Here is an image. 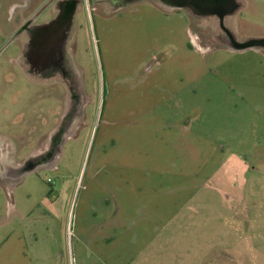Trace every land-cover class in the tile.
I'll return each instance as SVG.
<instances>
[{
    "label": "rangeland",
    "instance_id": "obj_1",
    "mask_svg": "<svg viewBox=\"0 0 264 264\" xmlns=\"http://www.w3.org/2000/svg\"><path fill=\"white\" fill-rule=\"evenodd\" d=\"M61 1L0 0V173L56 147L0 184V264H264V165L249 160L264 48L237 47L264 40V0H234L221 21L141 0L109 22L89 0L66 22L65 75L46 78L30 73L26 25ZM156 6L180 16L178 47ZM167 76L173 98L153 83Z\"/></svg>",
    "mask_w": 264,
    "mask_h": 264
},
{
    "label": "flooded vegetation",
    "instance_id": "obj_2",
    "mask_svg": "<svg viewBox=\"0 0 264 264\" xmlns=\"http://www.w3.org/2000/svg\"><path fill=\"white\" fill-rule=\"evenodd\" d=\"M103 2L108 5V13H112L115 11L116 6L114 0H104ZM81 5H83L86 9V5L90 6L89 0H62L53 7V16L48 20L47 23H43L40 25H26V35L29 36L30 41L29 49H25L24 56L27 58V60L29 59V62L31 64L30 73H37L38 70H40V72L47 71L48 75L50 76L46 78L52 77L54 75V71L55 73L60 72L61 76H63V74L65 75V71L63 70L61 63L59 62L60 60L64 61V59L59 58V56L64 55L65 47L67 45H65V40L66 38H69L71 20L69 23L66 22L68 20V14L70 13V10L73 9V15V13H75V11ZM71 19L73 21L72 16ZM25 24L26 22H24L21 27H25ZM229 37L230 38H228L227 36L224 37V39L227 40V44L235 42L232 39V35H230ZM219 38L220 37H217L216 39L220 40L221 38ZM51 44H53V46ZM260 46L261 48H264V40ZM38 67H41V69H38ZM46 157L47 156L41 155L39 159L37 158L35 160H30L29 164L25 165L23 168L21 166L16 168H7L8 166H5V168L7 169L4 175L20 176L28 168H30L31 170H33L32 168L36 169L39 166L38 164L43 162Z\"/></svg>",
    "mask_w": 264,
    "mask_h": 264
},
{
    "label": "crops",
    "instance_id": "obj_3",
    "mask_svg": "<svg viewBox=\"0 0 264 264\" xmlns=\"http://www.w3.org/2000/svg\"><path fill=\"white\" fill-rule=\"evenodd\" d=\"M122 1H120V0H114V3H115V6H116V8H115V11L114 12H112V13H108V15H106L105 17H108V16H111V17H109V19H104L103 21L104 22H109L111 19H113V17H116L117 16V14H120L121 13V11H122V9L123 8H126L127 6H129V5H131V4H129L128 5V2L126 3V4H124V3H121ZM157 7V6H156ZM158 8V7H157ZM127 9H128V7H127ZM159 9V8H158ZM159 10H161V12L162 11H167V12H162V14L161 15H163L162 17L163 18H165L166 19V21H168V23H169V25H168V27H167V30H166V28L163 26V27H159V26H157V27H155V31H157V29H160V30H162L163 32H166L165 33V35L167 34V38L173 43V45H175V46H177L178 45V43L177 42H174V36H175V29H174V26L171 24V20L173 19L174 20V17H176V18H179L180 16L179 15H177V14H174L173 15V13L171 12V11H168V10H162V9H159ZM158 10V11H159ZM153 11H156L157 12V10H154L153 9ZM155 12V13H156ZM161 12H159V13H161ZM151 13V12H150ZM158 13V12H157ZM102 16H104V15H102ZM104 17V18H105ZM111 18V19H110ZM103 19V18H102ZM178 28H176V30H177ZM178 47V46H177ZM146 82H148V81H146ZM149 83H151V82H149ZM153 83H155L156 84V87L159 89V91H161L162 93V95L163 96H166L165 98H173V97H175V96H177L179 93H180V86H179V83H177L175 80H174V78L173 77H171V76H167V77H162L160 80L158 79V80H156V81H154ZM262 109H264V104L263 105H261L260 106ZM164 129H169L168 128V126H166V128H163V130ZM170 131V130H169ZM165 132V131H164ZM196 148V147H195ZM195 152V151H194ZM227 156H228V154L226 155V158H227ZM250 156V158H249V160H250V164H252V170H255L256 168H257V166H262V165H264V142H262L261 140H258L257 142H256V144L255 145H253V150H252V154L251 155H249ZM193 157V156H192ZM226 158H225V162H226ZM242 158L244 159V161L247 159V157L245 156V155H242ZM228 163L230 164V167L231 168H235L236 166V164L237 163H241V162H239V161H237V160H235L234 159V155H233V153H231L230 155H229V158H228ZM239 166H237V168H238ZM217 172V170L212 174V175H214L215 173ZM5 173H0V184L1 185H3L4 186V183H3V181L5 182V178H9V179H13V181H7L6 182V187L9 189V190H11V188L12 187H14V185H16L18 182H20V178L22 177V176H24L25 174H23V175H20V178H19V176H18V178H19V180L18 181H14V180H16L17 178H15V177H17V176H6L5 177V175H4ZM28 174H30V173H28ZM27 175V174H26ZM3 180V181H2ZM9 183V184H8ZM11 183V184H10ZM9 186V187H8Z\"/></svg>",
    "mask_w": 264,
    "mask_h": 264
},
{
    "label": "water",
    "instance_id": "obj_4",
    "mask_svg": "<svg viewBox=\"0 0 264 264\" xmlns=\"http://www.w3.org/2000/svg\"><path fill=\"white\" fill-rule=\"evenodd\" d=\"M121 3L126 4L128 2L129 4L136 3L141 0H120ZM162 2L166 7L172 8V9H186L191 11L194 15L197 16H216L220 21L224 19L227 15L230 14V12L234 9V0H158ZM71 12H73V9L70 10V13L68 14V19H71ZM263 43V40H253L247 44L239 45L237 46L238 49H244L247 47H253V46H260ZM59 137V136H58ZM55 146H58L59 139H56ZM64 142L61 143V145ZM56 147H54V151ZM54 151L52 154L43 161L50 162L54 158ZM32 171V170H31Z\"/></svg>",
    "mask_w": 264,
    "mask_h": 264
},
{
    "label": "bare ground",
    "instance_id": "obj_5",
    "mask_svg": "<svg viewBox=\"0 0 264 264\" xmlns=\"http://www.w3.org/2000/svg\"><path fill=\"white\" fill-rule=\"evenodd\" d=\"M70 132L69 133H67L62 139L63 140H66L67 138H69V136H70ZM57 158V157H56ZM56 158H55V160H56ZM39 167V166H38ZM49 167H52V164L49 166ZM30 168H28V169H26V171L23 173V174H28V173H33V171L35 170V168H32L33 170L31 171V169L29 170ZM22 174V175H23Z\"/></svg>",
    "mask_w": 264,
    "mask_h": 264
}]
</instances>
